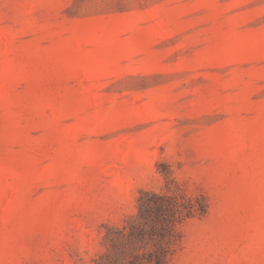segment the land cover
Segmentation results:
<instances>
[{"label": "rangeland", "instance_id": "1", "mask_svg": "<svg viewBox=\"0 0 264 264\" xmlns=\"http://www.w3.org/2000/svg\"><path fill=\"white\" fill-rule=\"evenodd\" d=\"M0 264H264V0H0Z\"/></svg>", "mask_w": 264, "mask_h": 264}, {"label": "trees", "instance_id": "2", "mask_svg": "<svg viewBox=\"0 0 264 264\" xmlns=\"http://www.w3.org/2000/svg\"><path fill=\"white\" fill-rule=\"evenodd\" d=\"M153 207L155 208V210L156 211H161L162 210V207H164V205H161V204H158V203H154L153 204ZM152 261V259L151 260H148V262H151ZM157 262H160V260H156V263Z\"/></svg>", "mask_w": 264, "mask_h": 264}]
</instances>
